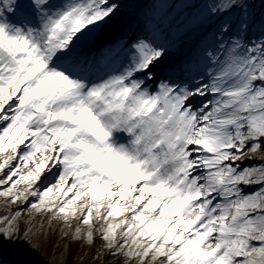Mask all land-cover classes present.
I'll return each instance as SVG.
<instances>
[{
	"label": "snow or ice",
	"instance_id": "1",
	"mask_svg": "<svg viewBox=\"0 0 264 264\" xmlns=\"http://www.w3.org/2000/svg\"><path fill=\"white\" fill-rule=\"evenodd\" d=\"M185 6L219 23L203 71L178 81L157 74L155 29L93 77L81 47L115 0H0V239L28 242L27 212L88 264H264V19L252 35L249 0Z\"/></svg>",
	"mask_w": 264,
	"mask_h": 264
},
{
	"label": "rangeland",
	"instance_id": "2",
	"mask_svg": "<svg viewBox=\"0 0 264 264\" xmlns=\"http://www.w3.org/2000/svg\"><path fill=\"white\" fill-rule=\"evenodd\" d=\"M145 1L146 0H115L119 5V11L115 18L119 21H123L132 11L141 10L138 9V7H140L139 5L144 6L145 9L148 4L151 7L156 6L155 13L159 21L158 23L151 22L153 26L151 25L149 28H145L144 34L151 35L155 29L156 33L160 35L159 42L163 43L167 49L165 58L170 55H178L186 48H189L190 54L198 56L196 59L188 57L189 61L187 62L186 70H183L186 67V63L182 64V66H184L182 69L180 63L175 64L177 63V58L175 57V60H171L172 66H167L171 71L163 69V72L176 74L183 70L182 72L184 73L181 72L183 76L178 74L176 77L179 80H190L197 72H202L204 68L203 53L205 49L215 46L213 36L219 20L213 19L201 22L197 14L200 9L194 10L186 7L185 4L187 0ZM141 2L143 4H141ZM249 3L250 7L248 11L253 14L256 21L250 34L255 35L257 34L260 20L264 19V3H262L261 0H249ZM200 8L202 9V5ZM240 15V11L237 9L226 18L238 21ZM150 17H152V15ZM219 19H224V17ZM141 21H143V19ZM144 24V22L133 21L132 23H128V25H130L128 28H141ZM128 28L126 27V30H129ZM101 33L102 32H100L99 35ZM108 40L109 38L105 39L104 42H101L102 38L99 40L100 45L104 49H108V46H110L111 42ZM112 41L114 45L118 42L122 43L120 38H116ZM194 44H198L199 46L194 47L195 51L191 49V45ZM245 163L247 164L249 162L246 161ZM10 211L11 209L7 207H0V214H7ZM21 224L22 229H32L31 236L27 238L28 242H25L23 231L19 237H13L11 241L0 239V264H73L77 254H79V258L83 264H88L90 251L87 248L80 249L76 244L64 239L61 235L64 231V226L59 221H50L47 215L38 216L34 220H30L27 212H25V215L21 218ZM93 264H100V262L95 261Z\"/></svg>",
	"mask_w": 264,
	"mask_h": 264
},
{
	"label": "bare ground",
	"instance_id": "3",
	"mask_svg": "<svg viewBox=\"0 0 264 264\" xmlns=\"http://www.w3.org/2000/svg\"><path fill=\"white\" fill-rule=\"evenodd\" d=\"M139 6H140V7H138V9H141L142 11H141V10H135V11H132V12L129 14V16H127V18L123 19V22H124V20L127 22L129 18H131V17H135V16L138 17V18H139V17L142 18V14H143L142 12L144 11V7H143L142 5H139ZM143 15H144V14H143ZM141 18H140V20H141ZM136 19H137V18H136ZM140 20H136V21H140ZM133 21L135 22V20H129V23H132ZM119 24H120V23H118V25H119ZM104 37H106V36H104ZM107 38H108V37H107ZM107 38H103V37H102V41H101V42H104V40L107 39ZM109 42L112 43V41H109ZM106 43H107V42H106ZM111 43H110V44H111ZM107 44H108V43H107ZM103 46H104V45H103Z\"/></svg>",
	"mask_w": 264,
	"mask_h": 264
}]
</instances>
